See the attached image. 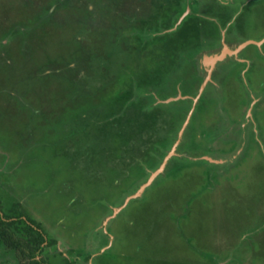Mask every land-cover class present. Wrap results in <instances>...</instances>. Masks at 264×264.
Wrapping results in <instances>:
<instances>
[{
	"label": "rangeland",
	"instance_id": "1",
	"mask_svg": "<svg viewBox=\"0 0 264 264\" xmlns=\"http://www.w3.org/2000/svg\"><path fill=\"white\" fill-rule=\"evenodd\" d=\"M0 203L51 264H264V0H0Z\"/></svg>",
	"mask_w": 264,
	"mask_h": 264
},
{
	"label": "trees",
	"instance_id": "2",
	"mask_svg": "<svg viewBox=\"0 0 264 264\" xmlns=\"http://www.w3.org/2000/svg\"><path fill=\"white\" fill-rule=\"evenodd\" d=\"M189 18H192L194 22L197 20V16L195 13ZM172 21L173 19L171 20V22ZM171 22H169V25L171 24ZM195 25L197 27L196 23ZM179 36L180 37H178V39L181 38L182 34L179 33ZM104 84L105 83L102 84V88L105 86ZM98 88L99 87H97V89ZM123 91H125V93ZM126 91H128L126 86H122V88L120 89L118 88V92L115 94L116 96L113 101L114 102L115 100L120 101L122 100V98L123 99L125 98L124 100L126 101L127 100V97L125 96L127 95ZM98 105L99 106L97 107H100V104ZM106 119L107 118L105 117V120ZM146 119H148L149 122H151L150 116H147ZM96 124L97 123H95V125ZM104 124H107V122H105ZM102 129L103 131H106L104 128ZM103 133L105 132H102V134ZM113 133H115V131ZM122 136L123 134H121L119 138L122 139ZM0 240L2 243H4L5 247L8 250L10 249L14 252L15 250L17 251L15 252L17 253L16 256L21 260L19 264H51L52 262L51 259H45V258L40 259L39 257L40 255L43 254V252L46 250L47 247L50 248L52 246H55L57 241L54 238L49 239L47 232L43 228H40V226L36 223V221L31 219L29 216H27L25 212L23 211L18 212L16 211V209H14V213H12L11 210L9 213L6 212L4 213V210L2 211L1 205H0ZM59 255L61 254L59 253ZM62 262L63 264H77L76 262H73L65 257H63Z\"/></svg>",
	"mask_w": 264,
	"mask_h": 264
},
{
	"label": "water",
	"instance_id": "3",
	"mask_svg": "<svg viewBox=\"0 0 264 264\" xmlns=\"http://www.w3.org/2000/svg\"><path fill=\"white\" fill-rule=\"evenodd\" d=\"M240 50H241V49H240ZM221 58H222V56H221V57H218V58H212V60H209L208 63L210 62L211 64H213L217 59H221ZM179 99H182V97H180ZM167 159H168V157L166 158V160H167ZM166 160H165L164 164H162V166H161V168L159 169V171L153 173V175L151 176V178H150V180L148 181V183L145 184V185L141 188V191H140L136 196H133V197H130L129 199H127L126 202H128L131 198H136V197L141 196V193L143 192V190H144L148 185H150V183L153 181V179H154L159 173H161V172L163 171V169H164V167H165V164H166V162H167ZM119 211H121V209H119V210H115V211L113 212V215H112L110 218H108L106 221H104L103 223L106 224V223H107L108 221H110L113 217H115V216L118 214Z\"/></svg>",
	"mask_w": 264,
	"mask_h": 264
}]
</instances>
